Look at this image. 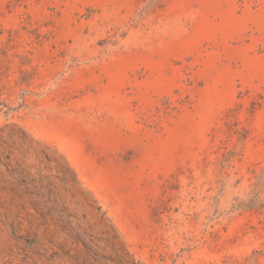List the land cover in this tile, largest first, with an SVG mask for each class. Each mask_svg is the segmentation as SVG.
<instances>
[{"label": "rangeland", "instance_id": "374dc122", "mask_svg": "<svg viewBox=\"0 0 264 264\" xmlns=\"http://www.w3.org/2000/svg\"><path fill=\"white\" fill-rule=\"evenodd\" d=\"M0 264H264V0H0Z\"/></svg>", "mask_w": 264, "mask_h": 264}]
</instances>
